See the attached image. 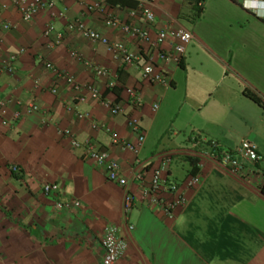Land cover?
Instances as JSON below:
<instances>
[{"label": "crops", "instance_id": "0c3cea01", "mask_svg": "<svg viewBox=\"0 0 264 264\" xmlns=\"http://www.w3.org/2000/svg\"><path fill=\"white\" fill-rule=\"evenodd\" d=\"M129 1L138 6L142 0ZM92 3L63 0L30 22H23L11 6L0 8V96L12 101L4 116L7 125L0 116V264H102L100 242L106 226L115 227L127 245L115 264H264V106L243 95L249 90L264 105V8L253 0H155V19L145 24L139 16L131 18L130 9L108 1L107 13L147 30L153 39L163 29L183 27L192 33L180 62L163 64L147 44L107 27L103 15L89 11ZM3 4L6 0H0ZM196 5L202 9L198 17ZM57 12L65 17H55ZM76 20L121 42L141 57L140 63L126 65L101 44L68 32L66 23ZM1 23L14 28L5 31ZM48 25L63 34L59 44L44 36ZM171 46L166 41L161 48L171 51ZM11 54L18 57L9 74L2 65ZM150 61L168 84L141 79V67ZM44 62L82 85H94L122 113L111 115L86 92L80 102V94L46 70ZM86 63L107 70L108 77L98 78ZM111 79L122 87L119 100L107 88ZM127 89L137 93L140 103L128 98ZM17 100L32 102L39 111L21 108L13 120ZM77 113L86 116L78 118ZM132 119L138 122L137 132L129 126ZM58 128L107 150L127 187L108 181L82 147H72L57 134ZM111 133L130 144L143 136L139 153L113 144ZM196 140L214 141L227 151L248 140L262 159L241 160V170L234 173L208 157L210 149L199 147ZM170 156L175 158L168 165L169 178L183 179L185 156L199 158L200 174L194 187H184L188 178L181 184L186 203L168 218L139 198L152 171ZM12 167L19 177L12 176ZM140 171L141 180L135 178ZM45 184H57L58 193L45 196ZM126 193L139 199L129 211L124 209ZM69 200L80 202L79 208H55L57 201ZM210 200L215 204L212 217L209 210L201 215V205Z\"/></svg>", "mask_w": 264, "mask_h": 264}, {"label": "built area", "instance_id": "2783aa9c", "mask_svg": "<svg viewBox=\"0 0 264 264\" xmlns=\"http://www.w3.org/2000/svg\"><path fill=\"white\" fill-rule=\"evenodd\" d=\"M62 1L63 0H6V4L1 5L0 8L11 6L19 12L23 22H30L40 11L54 8L56 4L62 3ZM108 1L109 0H93V3L88 7V9L89 11L103 15L104 23L107 27L119 29L123 34L127 35L134 41L140 44H147L151 50L156 51V58L159 62H162L163 64H167L169 62H175L178 64L180 62L185 53L186 46L193 40V35L191 32L183 27H177L176 29H163L158 31L155 38L153 39L147 30L135 25L124 23L120 21L119 18L107 13L105 10V5L108 3ZM242 1L246 3L247 0ZM253 1L257 7L264 8V0ZM154 3L155 0H142L137 8L130 10V17L136 18V16H139L145 24H151L155 19L154 12L151 8ZM253 8L256 10L255 6ZM54 16L58 18H64L65 13L57 12L54 14ZM1 27L5 31H9L14 28L10 24L4 23H1ZM65 28L68 32L76 33L87 41L101 44L107 49L108 52L114 56L120 57L123 63L126 65H138L141 61V57L129 51L121 42L108 40L95 30L87 27L82 21L76 20L68 22L66 23ZM44 36L47 38L53 36L54 44H59L62 40L63 34L56 31L53 25H48L44 30ZM166 41L172 42L171 51H166L161 48V46ZM23 52V50H20L19 53ZM17 57V54H11L3 62L2 66L5 72L9 74L13 72ZM70 57L77 58V54L70 53ZM85 65L98 78L108 77L109 75V72L103 68L92 66L89 63H86ZM44 67L58 78L63 79L72 88V90L79 93L80 102L85 101V96L81 93L86 92L91 100L98 102L102 107L106 108L111 115L115 116L122 113V107L118 103L102 97L94 85H82L76 82L72 75L58 70L50 62H44ZM140 77L142 80L151 84H168L164 73L160 70H157L151 61L141 67ZM37 84L38 83H36V85ZM115 85L116 80L111 79L107 84V88L112 90ZM50 91L53 94L56 92L55 89H51ZM126 94L128 98L134 100L136 103H140V98H138L137 93L133 89H127ZM10 104H12L11 100L2 98L0 96V116L1 124L3 126L8 124L4 116ZM13 104H15L18 108V111L13 113V120H17L19 118V109L21 108L25 109L27 113L39 111V107L32 102L24 104V102L21 100H17L16 102H13ZM157 107V105H154L153 110H156ZM76 115L78 118H84L86 116L80 113H77ZM129 126L134 132L138 131V122L135 119H132L129 122ZM56 131L59 136L69 139L72 147H82L85 150L89 160H91L105 173L108 181L123 188L127 187L128 181L122 174L119 164L111 157L107 150L98 148L96 145L90 142V140L80 142L68 129L58 128ZM111 139L113 144H120L123 149L129 150L135 155L139 153L144 142V138L141 135H138L135 144L120 142L118 135L115 133H111ZM200 143L204 146L208 143L207 148L210 150L206 153V155L219 164V166L222 168L228 169L234 173L241 170V160L249 163H256L262 159L255 145L248 140H241L239 146L231 151L222 150L214 141L202 140ZM169 163L170 157H167L156 169L152 171L149 185L148 187L142 189L139 199L140 202L145 206L154 208L164 216L171 218L181 206L185 205L186 198L181 192L180 186L166 181L164 174L168 169ZM142 172L143 171L136 173L135 178L141 180ZM198 182V176H194L190 177L183 185L185 188L190 189L197 185ZM58 191L59 186L57 184H45L42 187V193L45 196L58 193ZM138 200L130 193H126L124 197L125 211H129ZM79 206L80 202L76 200L57 201L55 203V208L59 211H66L71 208H79ZM130 229H132V227H130ZM100 245L103 251L102 264H115L124 256L127 248L125 241L119 238L118 231L113 226H106L104 228Z\"/></svg>", "mask_w": 264, "mask_h": 264}, {"label": "trees", "instance_id": "16d2710c", "mask_svg": "<svg viewBox=\"0 0 264 264\" xmlns=\"http://www.w3.org/2000/svg\"><path fill=\"white\" fill-rule=\"evenodd\" d=\"M109 5L113 6V7L119 6L121 8H127V9L131 10V9L136 8L137 3L131 2L129 0H109ZM201 12H202V9H200V7L198 5H196V11H195L196 17H198ZM121 90H122V87L118 86L117 84L114 86V88H112V90H110L115 95L116 100L120 99ZM243 95L246 98H248L249 100H251L253 103L257 104L258 106H261V107L264 106L262 100L257 95H255L253 92H251L249 90H244ZM199 142H202V140L197 141V144L199 147H202V148L204 147V149L207 148L206 146L208 145V143L204 146L203 144H201ZM174 158H175L174 156L173 157L170 156V163L169 164H171V162L174 160ZM182 159H183V162L186 164V172L184 173L183 179L176 180L175 178H173V179L169 178L170 171H168V170L166 171L167 172L166 177H165L166 181L174 183L177 186H181V184L185 181V179H187V178L189 179L190 177L198 176L200 174L199 158H197L195 156H185ZM147 170H148V168H146V171ZM10 171H11V174L13 177H15V178L19 177L18 173H16V172H18L16 167L10 168ZM262 191L264 193V187L262 188ZM220 236L222 237V239H224L225 237H227L226 232L225 233H224V231L221 232ZM214 243L217 245V243H219V242L215 241ZM194 249L198 254H201V251H200L201 249L199 247H194Z\"/></svg>", "mask_w": 264, "mask_h": 264}, {"label": "rangeland", "instance_id": "374dc122", "mask_svg": "<svg viewBox=\"0 0 264 264\" xmlns=\"http://www.w3.org/2000/svg\"><path fill=\"white\" fill-rule=\"evenodd\" d=\"M209 203H203V205H201V215H203V216H205L204 214L206 213V210L208 211L209 210V212H210V217H212V215H213V213H214V211H215V204L210 200V201H208ZM217 205V204H216ZM204 207V208H203ZM209 217V218H210ZM211 219V218H210ZM198 221L199 222H203L201 219H198ZM179 228H181V225L180 226H178ZM200 227V226H199ZM204 227H205V225H203V226H201L200 228H201V232H204L205 231V229H204Z\"/></svg>", "mask_w": 264, "mask_h": 264}]
</instances>
